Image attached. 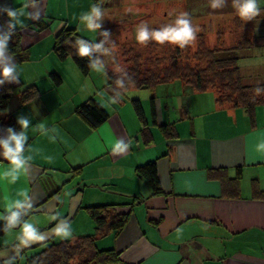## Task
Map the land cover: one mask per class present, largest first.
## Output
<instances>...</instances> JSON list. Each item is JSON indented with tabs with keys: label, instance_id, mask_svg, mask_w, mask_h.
Segmentation results:
<instances>
[{
	"label": "crops",
	"instance_id": "1",
	"mask_svg": "<svg viewBox=\"0 0 264 264\" xmlns=\"http://www.w3.org/2000/svg\"><path fill=\"white\" fill-rule=\"evenodd\" d=\"M98 1L36 0L37 7L28 11H39L40 19L22 18L26 27L15 29L23 33L26 59L13 56L19 82L10 83L15 96L0 116H25L31 121L25 154L34 158L27 176L15 183L0 180V214L8 201L27 191L33 206L24 219L48 239L17 247L19 227L8 230L0 235V264H25L47 243L63 241L52 233L58 221L51 216L56 213L72 226L68 240L94 233L95 223L82 208L103 204L130 214L122 230L97 240L100 249H114L120 255L118 262L107 264H264V199L252 193L254 182L264 190V154L254 151L258 139L264 138V104L252 119L245 108L219 105L212 90L193 91L179 81L153 87L158 123L152 122L151 105L141 102L152 137L145 144L128 91L124 100L113 104L104 90L106 68L104 73L91 71L85 76L71 57L60 60L54 52L62 27H74L84 36L80 16ZM26 2L0 0V8L18 9ZM228 2L232 6V0ZM258 3L264 8V0ZM233 11L232 7L229 17L239 18ZM241 22L246 26L241 33L256 39L254 49L264 46V17ZM8 23L7 15L0 13V36L9 31ZM255 50L241 52L246 85L264 84V56H254ZM53 72L61 78L60 85L54 83ZM33 84L38 97L21 105L22 90ZM101 94L104 103L96 99ZM91 98L109 114L96 128L76 112ZM39 123L45 124V132L55 128L56 133L35 130ZM170 123L176 126L177 138H165L160 129ZM4 130L0 128V139L7 135ZM118 140L129 144L127 152L113 153ZM149 162L156 163L160 195H154L137 172L138 166ZM6 167L7 161L0 157V170ZM218 169H223L224 181L221 172V178L211 176L210 171ZM238 169L242 179L238 194L232 195L225 180L235 178Z\"/></svg>",
	"mask_w": 264,
	"mask_h": 264
},
{
	"label": "trees",
	"instance_id": "2",
	"mask_svg": "<svg viewBox=\"0 0 264 264\" xmlns=\"http://www.w3.org/2000/svg\"><path fill=\"white\" fill-rule=\"evenodd\" d=\"M261 9V14L257 17H264V8ZM255 17L254 19H256ZM253 19V20H254ZM234 23V22H233ZM233 33L235 38L231 40L223 39L224 32H218L221 35V42L215 45L207 44L205 38L200 41L199 47L195 51L192 59L195 65L190 63H181L179 61V49L176 52H168L167 55L151 59L149 61L152 67L144 69L143 63H136L127 69H123L131 77V83L127 84V90L130 88L141 87H156L179 81L188 89L197 92H205L212 90L216 94V101L219 105L242 107L247 110L251 118L254 119L256 109L264 104V93L256 95L254 90L264 88V84L246 85L243 82L241 74V52L244 49L255 47L256 39L249 38L241 33V29L245 24L238 18ZM45 29V26L39 28L40 31ZM15 33L9 40V53L18 61H24V51L27 50L23 44V33L19 30H14ZM7 33V32H6ZM4 33L3 35H5ZM2 35V36H3ZM204 37V36H203ZM77 38H82L95 43H100V36L96 40L82 36L76 28L71 26L62 27L56 37L54 52L58 59L65 60L71 57L81 73L87 76L92 70L88 67V58H81L75 54L76 49L73 47ZM230 42V43H229ZM224 45V46H223ZM219 54H225L220 57ZM141 57L140 55H136ZM166 59L170 65H163V60ZM104 60V57H101ZM139 60V59H138ZM188 60V58H187ZM202 62V64L198 62ZM146 62V61H145ZM106 63V61H105ZM142 64V65H141ZM107 83L104 90L110 96H113L111 89L116 88L115 81L121 75L106 64ZM51 77L56 85H60L62 80L56 73H51ZM122 95L120 100H124L126 91L120 90ZM14 92V87L10 83L0 85V111L7 109ZM39 95V90L36 85H30L22 90L20 95V104L26 105L35 100ZM134 110L142 123L141 136L145 144L151 143V133L149 131L143 106L139 99L131 100ZM151 114L153 124H157V111L155 99L151 98ZM77 114L85 120L90 127L96 128L105 122L109 114L107 110L94 98L80 104L76 108ZM0 128H13L15 132H20V127L17 124V119L12 114L0 116ZM160 129L167 139L178 137L176 126L174 123L161 124ZM77 170V169H76ZM223 169L210 171L211 176L221 178L225 173ZM137 172L140 177L144 178L152 187L154 195L163 193L160 182L157 176V168L155 162H149L145 165L137 167ZM221 172V177L218 174ZM226 176V175H225ZM223 176L222 181H224ZM228 185L232 188V195H237L239 192L240 180L242 179L241 170L238 169L235 178L226 177ZM227 185V186H228ZM252 193L254 198L264 199V190L258 188L257 184L253 183ZM234 192V193H233ZM83 210L94 221L95 230L92 234H85L77 237L74 240H63L59 242H51L44 245L42 250L26 260L25 264H107L118 262L120 255L114 249H100L97 245L99 238L105 237L111 232H119L128 222L130 214L120 213L116 210L115 205L103 204L83 207ZM7 222H0V235L7 231L5 230Z\"/></svg>",
	"mask_w": 264,
	"mask_h": 264
},
{
	"label": "clouds",
	"instance_id": "3",
	"mask_svg": "<svg viewBox=\"0 0 264 264\" xmlns=\"http://www.w3.org/2000/svg\"><path fill=\"white\" fill-rule=\"evenodd\" d=\"M227 0H209L212 9L223 8ZM36 0H27L21 8H11L8 6L0 8V13L6 14L9 23L7 24L8 32L0 36V85L7 83H18L19 75L17 73L16 63H14L13 56L9 53V40L15 33V29L19 27H26L24 19L39 20V11H28L29 8H36ZM232 7L235 9L236 15L243 21H251L261 14L260 5L258 0H232ZM104 11L99 4H93L90 11L83 13L80 16V22L84 25L85 29L89 32H99L103 37L100 43L88 41L82 38H77L73 47L76 49L75 54L81 58H88V67L97 73H104L106 68L105 60L101 57H110L113 55L115 49L114 42H109V31H100L103 26ZM198 28L194 27L191 18L187 12H181L174 21L161 26L158 29H150L147 23L137 25L135 30V40L139 45L146 46L150 41L158 45H174L184 49L192 44L197 39ZM107 45V46H106ZM117 72L121 75L115 81L116 88L111 89L113 96L111 103L119 102L121 98L120 90H127V84L131 83V77L127 72L117 66ZM258 96L264 93V88L257 87L254 90ZM17 124L20 127V132H15L13 128H7L6 137L0 139V157L7 161V167L0 170V180H8L9 183H15L21 176H27L31 167L33 156L26 155V145L28 144L27 130L31 121L25 117L20 116L17 119ZM45 124L39 123L35 125V130L40 131L42 134L47 135L49 132L56 133L53 128L49 132H45ZM54 142L56 136H50ZM129 148L128 143L123 140H118L112 151L114 154H123ZM30 149V146H29ZM254 151L259 154H264V138L258 139L255 144ZM49 160L51 157L48 158ZM15 200H10L5 204L3 214H0V219L7 221L5 230H10L19 227L20 234L17 237L19 245L17 247H29L32 243H42L48 239L46 233L40 230L24 217L28 215L32 209L33 203L29 198L27 191L18 193ZM53 221H58L52 229V233L59 239L68 240L72 237V226L67 219H61L59 214L51 216ZM6 264L10 262L6 261ZM12 264V262H11Z\"/></svg>",
	"mask_w": 264,
	"mask_h": 264
},
{
	"label": "rangeland",
	"instance_id": "4",
	"mask_svg": "<svg viewBox=\"0 0 264 264\" xmlns=\"http://www.w3.org/2000/svg\"><path fill=\"white\" fill-rule=\"evenodd\" d=\"M98 4L104 11L101 31H109V42H114L115 44L113 55L104 57V60L109 64V67L115 71L117 66L121 69H127L136 63H143V65H141L144 69H148L152 67L149 62L151 59L156 57L162 59L160 57L167 55L168 52L175 53L176 48L180 51L179 61L181 63L188 62L194 66L195 61L192 59V56L197 50V47H199L202 38L206 39L205 41H207V44L215 45L217 42H221L222 39L220 38L222 37L226 40L228 39L227 37H229L232 40L236 36V34L233 33V28H235L236 25H234V23L236 24L238 18L229 17V11H231L232 6L228 0L223 8L218 9H212L209 0H99ZM181 12H187L193 26L198 28L197 39L194 44L181 49L174 45H158L151 41L146 46L139 45L136 42L135 30L137 25L147 23L150 29H158L174 21ZM243 27L246 26L244 25ZM218 32H224L225 34L221 37V35L217 34ZM84 36L96 40L100 35L98 31L89 32L84 29ZM102 39L103 37L100 36V40ZM253 50H255L254 47ZM255 54H257L258 57L264 56V46L258 47L254 51V56ZM136 55H140L141 57ZM224 55L225 54H219L220 57ZM202 62L198 63L202 64ZM162 63H164L163 65H170V62L166 59H164ZM246 65H248L247 62L242 64L244 70L247 67ZM178 83L179 82H177L176 85H179ZM155 92L156 90L150 87H132L128 90V93H126V97L131 106V100L135 98L139 99L143 106H149ZM160 94L159 92V97L161 96ZM103 98V94H101L100 98L99 96L96 97L101 103L105 102Z\"/></svg>",
	"mask_w": 264,
	"mask_h": 264
}]
</instances>
